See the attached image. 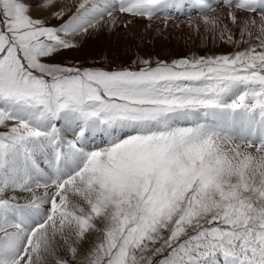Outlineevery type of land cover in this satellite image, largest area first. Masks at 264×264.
<instances>
[{"label":"snow or ice","instance_id":"6c2138e0","mask_svg":"<svg viewBox=\"0 0 264 264\" xmlns=\"http://www.w3.org/2000/svg\"><path fill=\"white\" fill-rule=\"evenodd\" d=\"M35 7L0 0V264H264V0H78L59 26ZM181 17L235 50L51 62Z\"/></svg>","mask_w":264,"mask_h":264},{"label":"rangeland","instance_id":"374dc122","mask_svg":"<svg viewBox=\"0 0 264 264\" xmlns=\"http://www.w3.org/2000/svg\"><path fill=\"white\" fill-rule=\"evenodd\" d=\"M69 1L59 0L58 5L42 10L39 8L42 0H30L36 6L32 15L36 18H45L51 26H59L61 21L52 18L51 12L58 11L60 6L71 4ZM125 18L127 19L126 16ZM193 18L198 19V17ZM140 21L145 24L133 20V23L127 27L120 26L111 30L89 29L88 33L77 37L79 41L77 48L54 54L51 62L94 68H101V65L137 66L139 64L134 61L139 58L149 59L152 62L157 60L169 62L181 57L191 58L194 55L229 54L235 50L234 46L224 44L219 39L213 42L211 34L204 33L203 28L201 33L197 34L186 26V20H170L166 27L163 19H155L151 22L140 19ZM62 53L65 54L61 55Z\"/></svg>","mask_w":264,"mask_h":264},{"label":"bare ground","instance_id":"6f19581e","mask_svg":"<svg viewBox=\"0 0 264 264\" xmlns=\"http://www.w3.org/2000/svg\"><path fill=\"white\" fill-rule=\"evenodd\" d=\"M69 1V0H68ZM70 2V1H69ZM75 2H78V0H72V2H70V3H75ZM219 10V9H218ZM40 11H42V10H40ZM125 18V17H124ZM126 19V18H125ZM193 19H197V18H193ZM183 20H185V19H183ZM135 22H138V23H142V24H145V23H143V21H140V19H135L134 20ZM145 21V20H144ZM158 21V20H157ZM170 21V20H169ZM179 21H182V20H179ZM162 22V21H161ZM149 23V22H148ZM156 23V22H155ZM104 30H105V28H104ZM96 35V34H95ZM82 48V47H81ZM83 49H85V48H83ZM65 53H62L61 55H64ZM78 56V55H77Z\"/></svg>","mask_w":264,"mask_h":264}]
</instances>
